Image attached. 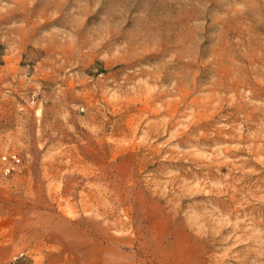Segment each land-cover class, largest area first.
<instances>
[{"label":"rangeland","instance_id":"rangeland-1","mask_svg":"<svg viewBox=\"0 0 264 264\" xmlns=\"http://www.w3.org/2000/svg\"><path fill=\"white\" fill-rule=\"evenodd\" d=\"M0 264H264V0H0Z\"/></svg>","mask_w":264,"mask_h":264},{"label":"built area","instance_id":"built-area-1","mask_svg":"<svg viewBox=\"0 0 264 264\" xmlns=\"http://www.w3.org/2000/svg\"><path fill=\"white\" fill-rule=\"evenodd\" d=\"M13 159L18 161L19 160V157L17 156V154H13Z\"/></svg>","mask_w":264,"mask_h":264},{"label":"crops","instance_id":"crops-1","mask_svg":"<svg viewBox=\"0 0 264 264\" xmlns=\"http://www.w3.org/2000/svg\"><path fill=\"white\" fill-rule=\"evenodd\" d=\"M30 220H32L31 218H29ZM33 220H34V218H33ZM35 220H36V218H35ZM39 227H41V226H39ZM38 228V227H37Z\"/></svg>","mask_w":264,"mask_h":264}]
</instances>
